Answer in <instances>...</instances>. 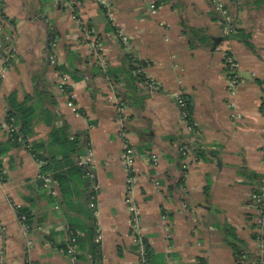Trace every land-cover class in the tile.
I'll list each match as a JSON object with an SVG mask.
<instances>
[{"label": "crops", "instance_id": "1", "mask_svg": "<svg viewBox=\"0 0 264 264\" xmlns=\"http://www.w3.org/2000/svg\"><path fill=\"white\" fill-rule=\"evenodd\" d=\"M2 1L0 264H77L64 251L73 233L80 237L78 264H144L133 208L154 264L253 263L254 176L264 175V0H221L230 34L227 23L214 20L211 0ZM235 30L251 47L231 37ZM228 54L238 63L235 94ZM131 59L146 64V83L134 80ZM61 73L78 113L59 89ZM179 94L191 102L197 132L188 130ZM13 106L31 114L29 143L52 171L73 177L65 195L59 184L58 197L49 195L27 145L10 140ZM128 146L136 154L133 175ZM73 161L93 180L69 169ZM16 208L29 211L31 229ZM92 228L103 253L96 263ZM228 229L244 242L249 255L242 262Z\"/></svg>", "mask_w": 264, "mask_h": 264}, {"label": "trees", "instance_id": "2", "mask_svg": "<svg viewBox=\"0 0 264 264\" xmlns=\"http://www.w3.org/2000/svg\"><path fill=\"white\" fill-rule=\"evenodd\" d=\"M213 3V0H211ZM214 4V3H213ZM158 6V4H156ZM215 5V4H214ZM214 20L220 21L223 23V25L226 24V18L223 15V12L218 10L217 6L214 8V14H213ZM244 34L239 31L235 30V32L231 35V37H237L241 39L246 45L251 47V43L249 42V39L247 36H244ZM146 66L144 62L130 60V72L132 73L134 80L146 83V79L143 75V69ZM142 71V72H140ZM185 103H186V112L188 113L187 117V123L190 125H193V119H192V106L191 102L185 95L183 96ZM7 122L8 124H13L15 126V131L11 134L10 140L13 143L16 144H23V145H31L33 147L34 153L37 154V156L41 159H44L47 162V165L45 166V169L48 171H52V162L49 159L44 158L40 153L35 149V147L29 143V136L31 134V128H32V118L31 114L27 113V110H24L22 106H13L8 111L7 116ZM196 128V127H195ZM197 129V128H196ZM60 134H64L62 132H59ZM22 137V143L18 142V139ZM186 153V151L189 149L187 145H182V147ZM184 154V153H183ZM69 157V156H68ZM199 158V157H198ZM68 159V158H67ZM69 169L79 171V174L82 176L89 175V171L85 166H80L78 163L74 162L71 163L70 166H68ZM1 174V173H0ZM69 175V174H68ZM52 176L57 184H59L61 192L65 195L67 193V186H69L70 181L73 179L70 175L68 177H64L62 175H59L57 171H52ZM62 176V177H61ZM254 176V175H253ZM1 177V175H0ZM254 178L257 179V186L253 191L252 194V206L256 210L257 214L254 216V218H251V220L255 219L252 224L251 228L253 230L252 238L259 243V250L257 251L254 261L251 264H264V255H262L261 252V246L264 243V225L261 223L262 218V210L264 208V199L262 198L263 194V187H264V175L261 176H254ZM1 181H5V178H0ZM92 186V185H91ZM96 194L94 191L91 193V198L94 197ZM253 195H257L259 198L254 199ZM17 212L19 216H26V222L24 223L26 226H28L29 229L32 228V219L29 211L27 209L18 208ZM96 229H91V249L90 253L92 255V259L96 262H101L103 259V253L101 249V244L96 242ZM72 237L77 238V243L79 245L80 237L77 234H72L70 239ZM90 240V239H89ZM227 241L228 244L231 246L234 252V256L236 261L242 262L247 256L249 255L246 250L244 249V242L239 238V236L235 233L233 229L227 230ZM139 248L137 251L139 257L141 258L142 262L144 264H154L155 256L153 255V252L151 250L150 245L148 244L147 240L144 238L141 239L140 243L138 244ZM69 245L65 247L64 251L68 254ZM79 255L76 257V263L79 262ZM80 264V263H79ZM198 264H206L205 260L203 258L198 259Z\"/></svg>", "mask_w": 264, "mask_h": 264}, {"label": "built area", "instance_id": "3", "mask_svg": "<svg viewBox=\"0 0 264 264\" xmlns=\"http://www.w3.org/2000/svg\"><path fill=\"white\" fill-rule=\"evenodd\" d=\"M213 3L217 6L218 10L222 11L223 13H225L224 8H223V2L221 0H213ZM3 4V1L0 0V6ZM151 8L153 11H155L157 9L156 4H152ZM2 12V10H1ZM3 13V12H2ZM226 23H227V27H226V32L227 34H230L233 32V28H231V20L230 17H226ZM122 37V39L124 40V42H128V37L121 34L120 35ZM52 63L53 64H57V60L55 57L52 58ZM226 76H227V82H228V86H229V90L232 94H235L238 86H239V78H238V63L237 60L235 59V57L231 54H228L226 56ZM142 72V71H140ZM69 83V77L63 73L60 74V86L59 89L61 91L62 94L66 95L68 97V106L75 112L78 113L79 109L78 106L75 104L74 101V95H73V91L72 88L68 85ZM178 100V104L180 106V108L182 109V117L188 127V130L190 132H197L196 130V126L190 125L187 123V117H188V113L186 112L185 108H186V103L185 100L183 98L182 94H179L177 97ZM236 117L240 118L239 115H236ZM15 131V126L13 124H8V133L9 136H11V134ZM18 142L22 143V137H20L18 139ZM28 150L32 153V155L34 156L35 160L38 162L40 168H42V173H40V177L39 179L42 181L43 184V188L47 191V193L51 196L54 197H58L59 195V190L57 187V183L55 182L53 176H52V171H48V169H45V166L47 165V162L44 159H41L37 156L36 153H34L33 147L31 145H27ZM182 150H184L182 148ZM264 151V150H263ZM135 159H136V154L135 151L132 147L128 146L126 148V153H125V164L126 167L128 169V171L130 172V174H135ZM153 164L154 166H158L159 165V158L157 156H154L152 158ZM0 178H5L6 179V175H5V171L0 163ZM91 180H93L94 175L92 172L89 173L88 175ZM133 180V178H131ZM157 185H159V183H157ZM93 188L94 185L92 184ZM263 194H262V198L264 199V187L262 189ZM254 199H258L259 197L257 195H253ZM91 208H95V196L92 197V201L90 203ZM16 208V212H17ZM133 212H134V219H133V233H134V237H135V242L137 244L140 243L141 239L143 238L139 233H140V212L138 211V209L133 208ZM17 216L20 220V222L27 228L28 226H26L24 223L26 222V216H19L18 212H17ZM261 223L262 225H264V208L262 210V218H261ZM96 242L99 243L100 242V237L98 236L96 239ZM262 255H264V243L261 246V252ZM68 254L71 255L74 260H76V257L78 255V243H77V238L72 237L70 239L69 242V250H68Z\"/></svg>", "mask_w": 264, "mask_h": 264}, {"label": "water", "instance_id": "4", "mask_svg": "<svg viewBox=\"0 0 264 264\" xmlns=\"http://www.w3.org/2000/svg\"><path fill=\"white\" fill-rule=\"evenodd\" d=\"M221 41H223L222 38L215 39L216 44L220 43Z\"/></svg>", "mask_w": 264, "mask_h": 264}]
</instances>
